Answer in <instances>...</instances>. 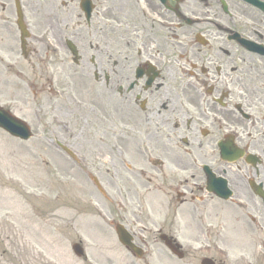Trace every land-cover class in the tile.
I'll return each instance as SVG.
<instances>
[{
  "label": "flooded vegetation",
  "instance_id": "1",
  "mask_svg": "<svg viewBox=\"0 0 264 264\" xmlns=\"http://www.w3.org/2000/svg\"><path fill=\"white\" fill-rule=\"evenodd\" d=\"M20 1L27 28L51 25L46 0ZM89 1L86 18L77 0L90 29L77 33L76 65L91 71L114 145L142 146L138 173L163 189L159 205L148 194L152 205L138 207L148 232L135 233L136 244L167 237L181 250L182 228L168 212L182 206L189 248L181 257L156 248L159 261L264 264V9L249 0ZM16 28V0H0V64L33 59L34 41L23 58ZM150 208L167 213L157 220Z\"/></svg>",
  "mask_w": 264,
  "mask_h": 264
},
{
  "label": "rangeland",
  "instance_id": "2",
  "mask_svg": "<svg viewBox=\"0 0 264 264\" xmlns=\"http://www.w3.org/2000/svg\"><path fill=\"white\" fill-rule=\"evenodd\" d=\"M47 2L51 33L68 36L73 28L61 20L70 17L79 24L75 2L66 8L60 0ZM49 35L46 30V38ZM46 51L45 58H33V65L18 61L17 71L9 68L5 73L0 66V105L24 119L33 134L21 141L0 129V264H96V259L106 262L108 255L113 264H130L132 257L117 241L112 218L142 239L148 231L139 222L145 210L138 207L147 205L148 194L153 205L147 206L164 198L163 189H156L160 178L148 182L138 174L145 163L142 146L131 144L120 150L124 145L117 148L112 142L107 114L102 106L99 110L94 106L100 104L93 97L92 74L82 76L63 51L60 55ZM63 59L66 63L61 66ZM57 140L76 153L78 163L60 150ZM91 176L98 178L104 193ZM150 211L148 216L157 220L167 213L161 208ZM182 211L178 209L177 216L186 222L187 213ZM179 226L183 231L185 226ZM77 241L82 242L88 262L73 254L71 245ZM143 243L144 256L135 264H164L163 254L159 261L155 252L163 246L157 241ZM250 253L246 258L252 260Z\"/></svg>",
  "mask_w": 264,
  "mask_h": 264
},
{
  "label": "water",
  "instance_id": "3",
  "mask_svg": "<svg viewBox=\"0 0 264 264\" xmlns=\"http://www.w3.org/2000/svg\"><path fill=\"white\" fill-rule=\"evenodd\" d=\"M0 126L11 133L13 136H17L23 139H27L30 136V132L24 122L11 116L8 112L0 108ZM118 239L124 245L135 250V246L130 242L131 237L122 228L117 227ZM74 250L77 254H80L81 250L78 246H74Z\"/></svg>",
  "mask_w": 264,
  "mask_h": 264
}]
</instances>
